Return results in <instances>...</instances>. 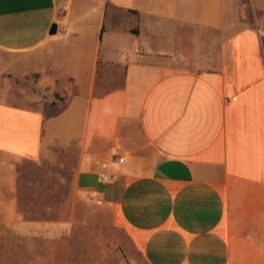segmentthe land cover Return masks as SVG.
I'll use <instances>...</instances> for the list:
<instances>
[{
    "label": "crops",
    "instance_id": "1",
    "mask_svg": "<svg viewBox=\"0 0 264 264\" xmlns=\"http://www.w3.org/2000/svg\"><path fill=\"white\" fill-rule=\"evenodd\" d=\"M257 11L0 0V264H264Z\"/></svg>",
    "mask_w": 264,
    "mask_h": 264
},
{
    "label": "rangeland",
    "instance_id": "2",
    "mask_svg": "<svg viewBox=\"0 0 264 264\" xmlns=\"http://www.w3.org/2000/svg\"><path fill=\"white\" fill-rule=\"evenodd\" d=\"M261 1H264V0H261ZM249 20H250V22L252 21V23H254L255 26H258V28H260L262 30V46H263V50H264V13H261L259 11L250 12L249 13ZM4 57H6V56H4ZM6 58L13 61V63H14L13 70H16L17 68H21V66L24 65V61L19 62V60H20L19 58H14V57H9V56ZM7 81H8V83L13 82L15 84V81L13 80L12 75H9V78L7 77ZM27 90H28V88L26 87V90L24 93H27L28 92ZM12 93H13L12 95L14 96V98H20L21 97L20 96L21 92L20 91L18 92L17 88H14L12 90ZM54 150L55 151H53V152H56L57 156L64 154L63 149L56 148ZM50 155H51V153H50ZM51 156L52 157L46 159L45 161H42L41 166H42L43 170H45V171L49 170L53 174L55 171L57 172L58 169H60V166L57 163V160H56L57 158L54 155H51ZM60 183L62 186L64 185V181L60 180ZM68 187H69V184H68ZM79 215H81V214L79 213Z\"/></svg>",
    "mask_w": 264,
    "mask_h": 264
},
{
    "label": "water",
    "instance_id": "3",
    "mask_svg": "<svg viewBox=\"0 0 264 264\" xmlns=\"http://www.w3.org/2000/svg\"><path fill=\"white\" fill-rule=\"evenodd\" d=\"M57 31H58V25L57 24H54L52 26V29H51V34L54 35V34L57 33Z\"/></svg>",
    "mask_w": 264,
    "mask_h": 264
}]
</instances>
